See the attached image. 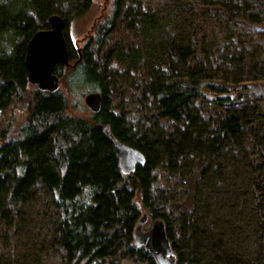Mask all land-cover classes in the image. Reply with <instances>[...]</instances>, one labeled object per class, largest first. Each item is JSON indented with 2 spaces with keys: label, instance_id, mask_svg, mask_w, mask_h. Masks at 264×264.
<instances>
[{
  "label": "trees",
  "instance_id": "1",
  "mask_svg": "<svg viewBox=\"0 0 264 264\" xmlns=\"http://www.w3.org/2000/svg\"><path fill=\"white\" fill-rule=\"evenodd\" d=\"M92 6L0 0V264H157L144 213L177 264H264V0H113L78 49ZM53 16L78 64L50 94L26 54ZM111 135L145 164L124 175Z\"/></svg>",
  "mask_w": 264,
  "mask_h": 264
},
{
  "label": "water",
  "instance_id": "2",
  "mask_svg": "<svg viewBox=\"0 0 264 264\" xmlns=\"http://www.w3.org/2000/svg\"><path fill=\"white\" fill-rule=\"evenodd\" d=\"M49 24V30L37 32L30 40L27 47L26 66L30 84L36 86L41 92L54 94L61 88V80L55 74V68L59 65L74 68L78 62L74 65L71 63L64 34V20L59 16H53ZM223 99L236 100V96L227 94ZM85 103L93 114H97L102 109L103 97L99 93H89ZM105 129L110 130L109 126ZM111 138L119 150V164L124 175L132 174L139 165L145 164V156L139 150L120 143L112 135ZM148 221V215L144 213L135 230V247L148 250L157 264H177L176 255L167 236L165 222L156 220L150 229L144 230Z\"/></svg>",
  "mask_w": 264,
  "mask_h": 264
},
{
  "label": "rangeland",
  "instance_id": "3",
  "mask_svg": "<svg viewBox=\"0 0 264 264\" xmlns=\"http://www.w3.org/2000/svg\"><path fill=\"white\" fill-rule=\"evenodd\" d=\"M112 1L113 0H93V6L90 11L83 17L76 19L71 26V37L74 42L75 47L78 49L82 48L93 36L95 31V25L97 22L103 17H108L112 12ZM71 68V67H67ZM69 74V72H67ZM61 80V79H60ZM63 86V82L61 81V88ZM86 98V97H85ZM85 98L83 102V106L88 109L86 106ZM80 115H87L86 111H81ZM15 118L17 124H21L24 121L25 114L16 112ZM149 218V217H148ZM153 222L148 221L145 224L144 230H148L151 228Z\"/></svg>",
  "mask_w": 264,
  "mask_h": 264
}]
</instances>
